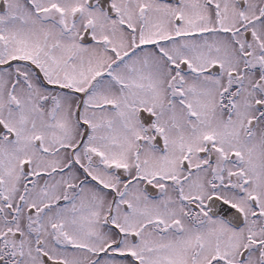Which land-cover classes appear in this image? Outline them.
<instances>
[{
	"label": "snow or ice",
	"instance_id": "1",
	"mask_svg": "<svg viewBox=\"0 0 264 264\" xmlns=\"http://www.w3.org/2000/svg\"><path fill=\"white\" fill-rule=\"evenodd\" d=\"M0 264H264V0H0Z\"/></svg>",
	"mask_w": 264,
	"mask_h": 264
}]
</instances>
